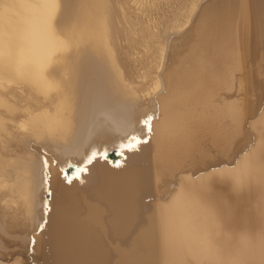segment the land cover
<instances>
[{"label":"bare ground","instance_id":"bare-ground-1","mask_svg":"<svg viewBox=\"0 0 264 264\" xmlns=\"http://www.w3.org/2000/svg\"><path fill=\"white\" fill-rule=\"evenodd\" d=\"M263 101L264 0H0V257L264 264Z\"/></svg>","mask_w":264,"mask_h":264},{"label":"snow or ice","instance_id":"snow-or-ice-1","mask_svg":"<svg viewBox=\"0 0 264 264\" xmlns=\"http://www.w3.org/2000/svg\"><path fill=\"white\" fill-rule=\"evenodd\" d=\"M155 119V114H148L145 118H143L140 123L144 126V129H146V135L150 137L152 132V121ZM148 140L144 139L141 135L136 134L135 131L128 133L125 137V140L122 141L119 145V148L121 149V155L123 156L124 150L127 151H134L139 148L141 144L147 143ZM107 149H97L93 148L90 150L88 154L85 155L82 162L75 165L74 174L72 176L66 177L68 179V182L70 183L73 178L79 179L84 173H87L89 171V165H91L96 159L98 158H104L107 159ZM42 167H43V177L44 180L47 182L50 179V164L49 159L46 154V152L42 153ZM55 163L59 164L60 161L56 160ZM67 164V168L71 169L73 168V165L70 161H65ZM119 166V165H117ZM61 171H65L66 169L62 168ZM83 182V181H81ZM46 206V205H45ZM42 227V226H41ZM31 243L35 244V239L33 238L31 240Z\"/></svg>","mask_w":264,"mask_h":264},{"label":"rangeland","instance_id":"rangeland-1","mask_svg":"<svg viewBox=\"0 0 264 264\" xmlns=\"http://www.w3.org/2000/svg\"><path fill=\"white\" fill-rule=\"evenodd\" d=\"M133 10V9H131ZM133 12L135 13V11L133 10ZM137 13V12H136ZM138 14V13H137ZM165 73V68L161 67L160 70H159V75L160 76H163ZM239 74V73H238ZM163 85V86H162ZM165 85L164 84H161V86L159 87V89L157 90V92H155L153 95H155V97L158 99V101H160L161 97L165 94ZM236 90V91H235ZM233 90L232 92L236 94H238L236 98H238L239 100L241 99L239 95H241V97H243V94L241 91H238L237 89ZM150 91V90H149ZM239 92V93H238ZM241 92V94H240ZM148 93V92H147ZM147 93H144L145 95H147ZM142 94V95H144ZM146 96H143L142 98H144ZM147 98V97H146ZM230 99H234V97L230 98ZM264 111V107L260 113V115L263 113ZM259 115V116H260ZM258 116V117H259ZM257 117V118H258ZM256 118V119H257ZM255 119V120H256ZM248 127V126H247ZM255 145H253L252 147L254 148ZM252 149V148H251ZM177 189V188H176ZM176 189L173 191V193H175ZM172 193V194H173ZM171 194V195H172ZM172 198V196H170L169 200ZM34 231V228L32 229ZM16 234V236L18 234H20V230L17 231V232H14ZM37 233L36 235H39V239H38V245H33V249L36 250V253H35V256H36V260L33 261V263H40L38 262L37 260L40 259L42 256H43V253L47 252L48 251V248L45 247V239H46V236L43 234V232H35ZM22 236H23V232H21ZM34 232L31 234L33 235ZM21 243H19L18 245H15V246H9V250L3 254L1 257H0V264H8V263H11L13 261H15V259L17 258H22L23 259V264H26L28 262L27 260V256H23L22 254H18V252L22 251V252H26V245H27V237L22 239V241H20ZM19 250V251H18Z\"/></svg>","mask_w":264,"mask_h":264},{"label":"water","instance_id":"water-1","mask_svg":"<svg viewBox=\"0 0 264 264\" xmlns=\"http://www.w3.org/2000/svg\"><path fill=\"white\" fill-rule=\"evenodd\" d=\"M264 102V101H263ZM202 164V162L200 161V164L199 165H201ZM153 200V198L152 197H146V198H144V201L145 202H150V201H152ZM30 264H39V263H30Z\"/></svg>","mask_w":264,"mask_h":264}]
</instances>
